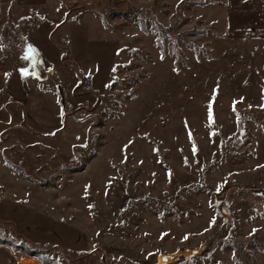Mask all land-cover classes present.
<instances>
[{"label": "rangeland", "instance_id": "374dc122", "mask_svg": "<svg viewBox=\"0 0 264 264\" xmlns=\"http://www.w3.org/2000/svg\"><path fill=\"white\" fill-rule=\"evenodd\" d=\"M18 1L15 21L0 0V149L22 170L0 165V243L39 260L0 245V264H264V23L229 0Z\"/></svg>", "mask_w": 264, "mask_h": 264}, {"label": "crops", "instance_id": "0c3cea01", "mask_svg": "<svg viewBox=\"0 0 264 264\" xmlns=\"http://www.w3.org/2000/svg\"><path fill=\"white\" fill-rule=\"evenodd\" d=\"M247 1H250L248 3V5L246 4ZM243 6H240L239 4H237V6H233L231 0H229V5L228 7H235L234 8V12H241V9L243 11H245V13L247 12V9L249 7V15L251 16V20L253 23L255 24H259L262 25L264 23V0H243L242 1ZM246 4V5H245ZM10 5L14 11H15V21H17L18 19H20L21 17L25 16V13L22 12L21 7H23V5L21 4V2H19L17 0L16 3L13 4H7ZM12 10V9H11ZM33 10V9H32ZM82 21H84V18L82 19ZM256 21V22H255ZM59 23V22H58ZM57 24V22L55 23V25ZM254 27V26H253ZM63 28V27H62ZM53 26H48L46 33L44 34L43 37L40 38V32L35 31L36 29H33L32 33H31V40H30V44L33 48V52L35 53V55L37 56V59L40 61V63L45 67H50V62L48 61V59L44 58L40 53L42 51L44 52H48V50H51L54 48V44L50 41L51 38V33L53 32ZM40 40V42H38V40ZM32 41V42H31ZM53 44V45H52ZM72 54V53H71ZM74 57V56H73ZM13 79V78H11ZM11 79H9L8 81H10ZM29 79H27L26 81L22 80L19 77H14L13 80L10 81L11 85H17L18 87H20L19 84H22L23 82H27ZM1 106V105H0ZM7 127H4V129ZM15 130H10V132L13 134ZM4 151V149H0V161H2V164L0 165H5L4 160H3V154L2 152ZM8 168V167H7ZM11 169V168H8ZM11 171H13V169H11ZM18 176V175H17ZM19 178V176H18ZM18 187V186H17ZM20 189H23L24 187L22 186V184L19 186ZM1 190V188H0ZM3 190V189H2ZM4 191V190H3ZM7 249L6 247H2ZM6 251L8 253H11L10 249L7 250H3Z\"/></svg>", "mask_w": 264, "mask_h": 264}, {"label": "trees", "instance_id": "16d2710c", "mask_svg": "<svg viewBox=\"0 0 264 264\" xmlns=\"http://www.w3.org/2000/svg\"><path fill=\"white\" fill-rule=\"evenodd\" d=\"M196 4H200L199 2H195ZM30 16L31 17H34V20H37L38 22L40 21V19L41 18H39L38 16H37V14H34V13H31V14H29L28 16H26L25 17V22L26 23H28V25L30 24V22H31V18H30ZM23 19V18H22ZM22 19L21 20H19V21H22ZM65 19H66V21H68V15L67 14H65ZM42 20V19H41ZM152 23H153V20H152ZM153 27V26H152ZM158 27H157V25H154V29H155V32H156V29H157ZM153 30V29H152ZM164 31H165V29H164ZM163 33V32H162ZM51 39H53L52 38V36H51ZM62 51H64V52H66V53H63L64 54V56H65V58L63 59L64 61V63H66L67 61H69L68 59H69V53H67L68 52V50H62ZM40 62V61H39ZM13 75V73L11 74V77H14V76H12ZM22 77V79H28V78H26V76H21ZM98 100V99H97ZM239 132V128H238V131H237V133ZM232 142H233V140H232ZM230 146H232V144H231V142H229L228 143ZM228 144H226L225 146H227ZM229 146V147H230ZM3 156V160H4V163H5V165H6V167H8V168H11V169H14L15 171H17L18 173H20V174H22L21 173V169L20 168H18V167H16V165L15 164H13L11 161H9L6 157H5V155L3 154L2 155ZM142 201H140V202H138V203H141ZM0 224L1 225H6L5 223H3V222H0ZM12 225V224H11ZM12 227V226H11ZM13 228V227H12ZM13 233V232H12ZM18 237V236H17ZM1 241H2V243H0V245H2V246H8L9 248H11V250H12V252L13 253H15V254H17L18 256H19V254H25L24 256L25 257H29V258H36V259H38L39 257L37 256V254L35 253L36 252V249H39V245H36V244H31V243H28V242H23L21 245L20 244H17V243H14V241L13 240H6V239H2L1 238ZM24 241V240H23ZM259 250L262 252V253H264V248L263 247H259ZM39 260V259H38ZM42 264H53L54 262H52V261H50V263H45V262H41Z\"/></svg>", "mask_w": 264, "mask_h": 264}, {"label": "snow or ice", "instance_id": "6c2138e0", "mask_svg": "<svg viewBox=\"0 0 264 264\" xmlns=\"http://www.w3.org/2000/svg\"><path fill=\"white\" fill-rule=\"evenodd\" d=\"M31 47H29V52H31ZM25 59H27L28 57L27 56H25L24 57ZM21 74H22V76H27L28 75V72H27V70L26 69H22L21 70ZM7 75V74H6ZM209 121L211 122L212 121V113H211V105H209ZM193 151L195 152V148L193 149ZM219 190V189H218ZM212 223H214V220L212 221ZM185 238H187V237H185Z\"/></svg>", "mask_w": 264, "mask_h": 264}, {"label": "bare ground", "instance_id": "6f19581e", "mask_svg": "<svg viewBox=\"0 0 264 264\" xmlns=\"http://www.w3.org/2000/svg\"><path fill=\"white\" fill-rule=\"evenodd\" d=\"M20 264H38V263H36L35 261H33L31 259H24V258H22L20 260Z\"/></svg>", "mask_w": 264, "mask_h": 264}, {"label": "water", "instance_id": "95a60500", "mask_svg": "<svg viewBox=\"0 0 264 264\" xmlns=\"http://www.w3.org/2000/svg\"><path fill=\"white\" fill-rule=\"evenodd\" d=\"M248 192H250V190H248ZM216 201L221 202V198H217Z\"/></svg>", "mask_w": 264, "mask_h": 264}]
</instances>
